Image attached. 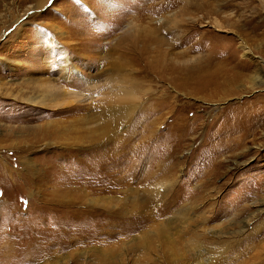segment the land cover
Masks as SVG:
<instances>
[{
  "label": "rangeland",
  "instance_id": "obj_1",
  "mask_svg": "<svg viewBox=\"0 0 264 264\" xmlns=\"http://www.w3.org/2000/svg\"><path fill=\"white\" fill-rule=\"evenodd\" d=\"M172 1L0 0V264H264V0ZM186 219L234 247L166 248Z\"/></svg>",
  "mask_w": 264,
  "mask_h": 264
},
{
  "label": "bare ground",
  "instance_id": "obj_2",
  "mask_svg": "<svg viewBox=\"0 0 264 264\" xmlns=\"http://www.w3.org/2000/svg\"><path fill=\"white\" fill-rule=\"evenodd\" d=\"M184 1H185V5H189L188 4V3H190L189 0H184ZM177 3H178V0H173L172 2H166L165 4L159 6L157 8V10L177 5ZM134 20L135 19L133 17H131L129 20V24L132 25L134 23ZM157 21H159V20H157ZM171 29L172 28H170V30L167 31V33L169 35H171V38H168L167 40H163V39L158 38L154 42L158 43V45H162V44L173 45V43L176 41L175 39L178 36V33H176V30H171ZM256 76L257 75H255V77H252V80H254L256 78ZM61 78L65 79V76L61 75ZM260 81H262V80H260ZM127 82H128L127 77L124 76L121 79V85H120V87L123 91L118 93V96H121L122 100L125 99V97H123V96L129 95L130 90H134L135 88H137V86H135L136 84H134L131 88H129L127 86ZM58 85L51 82V83L43 86L44 90L42 92L40 91L38 96H34V97L29 96L26 98L23 97V99L26 102L32 103L33 105H36V106H45V105H47V103H48L47 101H49V100H64L67 95H70V97H72L71 102L77 101L79 99L78 97L80 96V94L78 92L70 91L68 89H65L62 85H59V86ZM3 90H6V89H4L2 86H0V93H2ZM5 92L7 93V90ZM17 97H18L17 94L12 95V98H14V99H17ZM134 107L135 106H130L127 102L126 103L123 102L119 105L113 104L109 107L106 106L102 111L106 112V114L109 113L110 115L111 114L114 115V114H118V113H124V112L132 111L134 109ZM257 202H259V201H257ZM257 202H255V205H257ZM107 206L108 205L105 203V208ZM257 207H256L257 209L254 212H252L245 220H243L244 222H242V223L244 224V226H246L255 216H257L262 211V208H259L258 205H257ZM188 220L186 219L180 225H177V226H175V228H172V230H168L167 234L162 236L164 239L163 243L165 244L166 248H168V246L171 242L173 243V241L175 240V235H179V238L180 237H182V238L188 237V239H185V243H183L184 247H185V253L189 252L192 249H195L196 252L192 255L193 258H195V259L199 258L200 259L202 256H210L209 259L211 261V260H214V258L215 259H217V258L221 259V258L225 257L228 250L232 249L234 247L233 243L236 239L233 241L228 240V238L224 239L222 235H228L225 232L220 231L219 229L218 230H213V229L209 230L210 228L209 229L208 228L202 229V228H200V226L190 225V222H188ZM200 223H204V222L201 220ZM169 228H170V226L168 227V229ZM208 232L210 233V235ZM237 232L236 231H230V234H232V233L236 234ZM239 233H240V231H239ZM212 237H214V238H212ZM182 240L183 239H180L179 242H181ZM160 245H161V242H160ZM156 246H158V245L148 244V245H145V247L143 245L144 250L150 252L149 253L150 255H148V257L144 256L143 260L139 258L140 259V261H139L138 260L139 256H138V257H136V259L133 262H129L127 257L126 258L122 257L123 259H121V261L119 259L118 262L120 264H162L163 262L166 263L167 259L165 258V256H161V255L159 256V253L163 252V250L160 251L161 248L157 250ZM7 250L8 249L5 250L4 247L3 248L0 247V254H2L4 251L7 252ZM45 253H47V249H44L43 251L39 250L37 253H34L33 255H31L30 258L32 260H39L44 256ZM151 253H153V255H151ZM185 253H180L181 258L185 257V255H184ZM166 254H168L167 256L171 260L169 263L174 264L176 262V259H177L176 256L173 253H169V252H167Z\"/></svg>",
  "mask_w": 264,
  "mask_h": 264
}]
</instances>
